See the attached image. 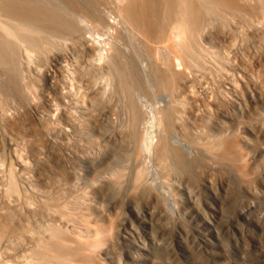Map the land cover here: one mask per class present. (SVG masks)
Returning <instances> with one entry per match:
<instances>
[{"label": "rangeland", "instance_id": "rangeland-1", "mask_svg": "<svg viewBox=\"0 0 264 264\" xmlns=\"http://www.w3.org/2000/svg\"><path fill=\"white\" fill-rule=\"evenodd\" d=\"M257 2L235 0L237 9L206 16L197 60L180 64L187 81L175 75L170 90L151 80L152 61L121 25L102 39L82 25L67 41L50 35L49 49L21 53L18 83L0 78L12 87L0 88V264H264ZM116 46L141 51L142 84L129 92L112 71ZM168 136L185 164L163 152Z\"/></svg>", "mask_w": 264, "mask_h": 264}, {"label": "bare ground", "instance_id": "bare-ground-1", "mask_svg": "<svg viewBox=\"0 0 264 264\" xmlns=\"http://www.w3.org/2000/svg\"><path fill=\"white\" fill-rule=\"evenodd\" d=\"M220 6L237 9L235 0L234 1L232 0H0V69L1 71H3L2 75L0 71V78H2L3 75L6 73L5 77L8 74L6 78L10 76L8 82L9 80L11 81L13 78V80L16 81L17 84L18 80L16 79L19 76L18 68L20 66L18 65H19V59L21 58L20 57L21 53L31 50L35 52L41 50L43 47V43H45L44 46L46 45L47 40L45 41V38L48 39V36L50 35H52V37L58 35L57 37L59 38H61V36L64 35H65L64 38L66 37L68 38V36L66 35H70L69 37L71 38L72 35L81 34L82 25H84L83 27H85V29L89 28V30H87L88 32L90 31L91 28V31L93 30V34L95 33V31H97V34H99L100 32L108 33L111 32L110 29L115 27V25L116 27L118 25H121L128 28L129 31L135 35L136 41L137 42L139 41L140 50L143 51V53H145L144 55L147 56L145 57V59L147 60V58H150L149 62L152 61L151 68H149V71L151 69V77H152L151 80H153L155 83L159 84L160 86L170 90L173 88V86H175L174 85L176 79L175 75H178L179 78L181 77V81L183 80V83L187 81V75H188L187 71L185 69L182 70L181 65L184 64L183 67L189 69L190 67L189 65L191 62L190 59L198 58V56L194 54V50L197 51L200 50L198 48L199 40L205 37L203 32L205 30L204 25L206 26L205 23L206 16L211 13L220 14L217 11L220 8ZM251 10H252V15L254 14L252 17L258 16V18L256 17L257 22H261V19L259 20V18L264 17L263 16L264 1L259 0V2H257L255 6H252ZM247 13L248 12H246V14ZM209 18L211 19L210 16ZM249 18L251 19V17ZM218 19L219 18L214 19L213 17V21L215 20L216 22L217 20L221 23V18L220 20ZM213 21L211 22L208 20V23L211 22V25L212 23L214 25L215 23ZM219 22H216L217 23L216 25H218ZM251 22H254V20ZM207 26L209 28L211 27L210 24ZM260 26L261 25H259V27ZM112 32H114V30ZM125 34L127 36V33ZM100 35L102 34L97 35L96 38H99ZM112 35L113 33L111 34V36ZM115 35L118 36V34ZM102 37L107 38L106 36H102ZM112 37L109 40L107 39L106 41H111V39H113ZM114 38L116 39V37ZM104 39L102 40V42L104 41ZM133 39L131 37V41L133 43L136 42L133 41ZM88 40H86L87 43H89ZM54 41L55 38L52 41V43H54ZM94 41H96V39ZM128 41H130L129 38ZM202 41L201 43H203ZM102 42H100V45ZM91 43H93L92 45H94L96 42L94 43L92 41ZM128 44H130V42ZM48 45L50 46V40L48 41ZM49 46H45V47L48 48ZM123 46L127 47V44L126 45L123 44ZM97 47H99V45H97ZM108 47L106 48L108 49ZM44 50L45 49H43V51ZM136 50L133 51L134 54L131 55L125 54L124 52H122L120 48L116 46L114 47L112 54L110 53L112 65L114 68L112 69V71L114 70L116 71L119 77V81L122 83V85L124 84L126 86L128 92L131 91L134 87L142 84V80H140V76H139L140 74H139L138 64L136 61V57L139 56L141 51L139 49ZM35 52L34 54L36 55L37 53ZM31 54L33 55L32 52ZM22 55L24 56V54ZM159 55H162V59H163V60L161 59L162 61H160ZM30 57L32 56L30 55L29 57L26 58H30ZM23 60L21 59L20 61ZM141 60L143 61V59ZM29 61L31 60L29 59ZM26 63L28 62L26 61ZM178 66L180 67L181 71L177 68ZM190 68L192 69V67ZM113 73H114L113 75H116L115 72ZM2 79H0V81ZM13 80L11 83H13ZM181 81H179V83H181ZM11 83L8 85H12ZM16 84L14 82V85ZM2 85L3 82H0L1 89H2ZM3 86L4 89H7L8 87L6 85ZM9 87L12 88L11 86ZM15 88L17 89V87ZM137 99L139 100L138 97ZM129 109L131 113L130 124H129L130 135L131 137H135V129L137 127V122L139 120L137 117L138 110L133 100L129 101ZM174 113H175L174 109L166 110V119L168 123H170L174 119L173 118L175 115ZM168 128L171 127L168 126ZM170 137L171 136L164 137V139H162L161 141L163 152L169 155L171 159L174 160L175 164L177 165L185 164L186 161L184 154L179 148H176L171 144L172 141ZM143 138L141 140H143ZM144 141H146L145 138ZM144 141H142V143H144ZM188 152L186 151V153ZM52 232H54V230ZM54 233L57 235L59 234L58 231H55ZM52 236L54 237L55 235L53 234ZM59 254L61 255L62 252H59Z\"/></svg>", "mask_w": 264, "mask_h": 264}]
</instances>
